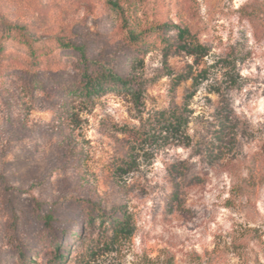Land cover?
I'll return each mask as SVG.
<instances>
[{
  "label": "rangeland",
  "instance_id": "rangeland-1",
  "mask_svg": "<svg viewBox=\"0 0 264 264\" xmlns=\"http://www.w3.org/2000/svg\"><path fill=\"white\" fill-rule=\"evenodd\" d=\"M107 1L0 0V40L20 50L0 78V264L19 249L49 264L57 244L63 264H264V0ZM18 28L46 53L41 90L16 75ZM130 32L152 33L145 52ZM61 43L132 87L70 95ZM119 208L126 237L88 223Z\"/></svg>",
  "mask_w": 264,
  "mask_h": 264
},
{
  "label": "trees",
  "instance_id": "trees-1",
  "mask_svg": "<svg viewBox=\"0 0 264 264\" xmlns=\"http://www.w3.org/2000/svg\"><path fill=\"white\" fill-rule=\"evenodd\" d=\"M107 4L110 8L118 10L117 0H108ZM175 43L182 42L185 38L189 37V32L185 29L175 28ZM169 30V26L163 27V29H157L156 36L159 37L161 42L166 41V31ZM162 33H161V32ZM152 34V33H150ZM149 33H133L130 32L127 39V44L129 47H133L137 52H145L147 49V39L150 36ZM10 38L13 42L19 43L26 47L24 56L30 59L29 69H20L16 74L18 80L24 86L23 88L27 92L38 91L42 89L43 83L40 81V77L44 75V58L46 53L43 48L33 47V43L29 34H27L23 29H15L13 33H10ZM14 35V36H13ZM14 38H13V37ZM6 39L0 40V78L13 74L9 72L8 68L13 67L8 63V58L14 56L15 53L19 54V48H12V52L8 54V30L6 31ZM13 47V46H12ZM60 50L63 51L65 56L74 55L77 59L78 64V74L77 79L68 83L65 87V91L70 95L77 96L83 100H89L93 97H98L105 94L108 91L114 90H128L132 87V81L126 77L119 76L118 73L114 71L113 66L103 65L97 61L88 60L82 48L73 46L72 44H60ZM11 51V50H10ZM64 56V57H65ZM18 57V56H16ZM14 57V58H16ZM12 69V68H11ZM168 117L170 121L180 120V113L178 108L170 109ZM88 223L92 222L93 218H98L101 222L106 221L108 223V228L113 232L115 237H126L131 232V216L122 209H117L115 214L107 215L103 212L96 210L93 213H88ZM79 229V228H78ZM79 235L77 233L71 232L69 236L71 239ZM18 261L16 264H27L28 260L25 257L24 250L19 249L17 251ZM66 259V254L61 250L60 244L53 247V254L48 260L49 264H63Z\"/></svg>",
  "mask_w": 264,
  "mask_h": 264
}]
</instances>
